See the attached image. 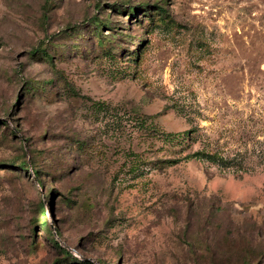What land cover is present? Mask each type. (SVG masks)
Returning <instances> with one entry per match:
<instances>
[{
	"label": "rangeland",
	"instance_id": "374dc122",
	"mask_svg": "<svg viewBox=\"0 0 264 264\" xmlns=\"http://www.w3.org/2000/svg\"><path fill=\"white\" fill-rule=\"evenodd\" d=\"M0 264H264V0H0Z\"/></svg>",
	"mask_w": 264,
	"mask_h": 264
},
{
	"label": "trees",
	"instance_id": "16d2710c",
	"mask_svg": "<svg viewBox=\"0 0 264 264\" xmlns=\"http://www.w3.org/2000/svg\"><path fill=\"white\" fill-rule=\"evenodd\" d=\"M135 14V10L134 9H130V11L128 12V16H131V15H134ZM37 52H40V50L39 51H37V49H34V51H32V53L33 54H35V53H37ZM197 154H194L193 156H196ZM24 163H22V165H23ZM23 167H26V165H24ZM35 176H36V178H40V175H39V173H38V171L35 173ZM45 219V218H44Z\"/></svg>",
	"mask_w": 264,
	"mask_h": 264
}]
</instances>
